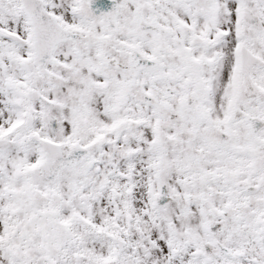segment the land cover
Masks as SVG:
<instances>
[{
	"label": "snow or ice",
	"instance_id": "6c2138e0",
	"mask_svg": "<svg viewBox=\"0 0 264 264\" xmlns=\"http://www.w3.org/2000/svg\"><path fill=\"white\" fill-rule=\"evenodd\" d=\"M0 264H264V0H0Z\"/></svg>",
	"mask_w": 264,
	"mask_h": 264
}]
</instances>
